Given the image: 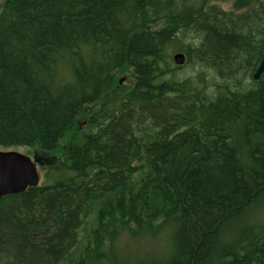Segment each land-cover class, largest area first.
I'll return each instance as SVG.
<instances>
[{
  "label": "trees",
  "instance_id": "trees-1",
  "mask_svg": "<svg viewBox=\"0 0 264 264\" xmlns=\"http://www.w3.org/2000/svg\"><path fill=\"white\" fill-rule=\"evenodd\" d=\"M241 1L4 0L0 149L62 159L0 199V264H264L242 229L264 206V0Z\"/></svg>",
  "mask_w": 264,
  "mask_h": 264
},
{
  "label": "water",
  "instance_id": "water-1",
  "mask_svg": "<svg viewBox=\"0 0 264 264\" xmlns=\"http://www.w3.org/2000/svg\"><path fill=\"white\" fill-rule=\"evenodd\" d=\"M177 66H183L186 56L176 53L173 56ZM264 76V58L261 60L253 79L259 82ZM38 160L17 151L0 150V199L25 192L29 188L40 186V176L37 170Z\"/></svg>",
  "mask_w": 264,
  "mask_h": 264
},
{
  "label": "rangeland",
  "instance_id": "rangeland-1",
  "mask_svg": "<svg viewBox=\"0 0 264 264\" xmlns=\"http://www.w3.org/2000/svg\"><path fill=\"white\" fill-rule=\"evenodd\" d=\"M209 2L210 5L217 6L221 8L225 12H243L246 9L245 4L241 0H206ZM4 0H0V11L3 6ZM163 26V22H160L157 26L152 27V30H159ZM193 35H187L183 39V44L187 45L190 43L192 40ZM172 56L175 55L176 53H181L177 52L175 49L174 51L171 52ZM184 72L189 75L192 74V69L187 68L184 70ZM117 80L119 81V85H123L126 88H129L133 84V78L131 77V74L129 71L127 72H122V73H117L116 74ZM86 122H83V126L85 127ZM4 151H17L19 153H22L28 157H30L32 160L37 159L38 164H37V170L39 172L40 176V184L43 182L44 179V173L45 170L50 166V165H56L60 161L61 154L60 152L57 153H43L40 151L38 148H25V147H16V148H10V149H0ZM252 216V217H251ZM251 219L249 218L247 220V223L242 224V229L247 230L250 229V226H254L257 229H264V206H257L254 208L250 216ZM139 248L145 250L149 246V242H144L143 245H137Z\"/></svg>",
  "mask_w": 264,
  "mask_h": 264
}]
</instances>
